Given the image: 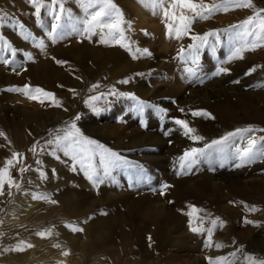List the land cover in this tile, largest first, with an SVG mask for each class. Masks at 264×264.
<instances>
[{
	"label": "bare ground",
	"instance_id": "obj_1",
	"mask_svg": "<svg viewBox=\"0 0 264 264\" xmlns=\"http://www.w3.org/2000/svg\"><path fill=\"white\" fill-rule=\"evenodd\" d=\"M22 2H26L29 6L27 0ZM10 4V0H0L1 9H10L13 7ZM28 6L20 9L16 15L21 18L20 21L26 24L29 23L31 28L38 29L39 25L36 20L34 21L37 18L32 14L34 11L29 9L31 7ZM142 9L140 8V11L146 14ZM0 14L2 13L0 12ZM43 21L46 27L50 28L49 19L46 18ZM3 25L4 22L0 24V36L11 39V43L16 49L18 48V51L15 57L6 51L7 60L10 63L7 67L5 66L6 68L0 66V92H2L0 99L23 94L9 89L23 88L28 85L31 89L38 87L46 92L53 93L60 105L63 103L68 110H60V106H55L51 98L41 96L44 102L40 103L36 100L32 105L25 106L24 111L26 114L22 119H19L16 114L12 115L15 111L12 114L10 113L12 116L9 117V122L4 120V115L0 114V131H3L7 136V140L0 137V167L4 166L5 158L11 159L12 153L17 152L18 148L36 144L34 137L38 132L43 131L50 122L55 124L49 131L65 129L73 122L70 121L72 117L81 112L85 117L82 126L85 125L84 128L88 133L96 130L98 121L95 119V115L86 112L87 108L90 107L85 104V100L90 97H100L99 100L94 101L97 104V109L101 104L107 107L115 105L120 111L121 107L118 106L116 99L107 94L109 90L114 88L118 93H127L126 96L128 97L135 95V93H148L151 95V92H153V87L149 89L144 83H140L137 78V70L144 66L141 61L132 66H123L122 63L128 58L125 54L121 55V48L123 47L119 44H113L112 49L109 47L102 53L96 47L88 49L92 45L87 47L84 44H74V41L68 38L69 36L57 40L53 44L51 43L53 41L47 35V37H44L47 41L44 42L43 49L37 45L33 48L20 38L17 39L5 33ZM6 25L9 27L8 24ZM125 28L127 29L126 26ZM132 28L134 27L132 26ZM36 31L38 32V30ZM132 33L126 36L133 42V50L136 48L149 50V46H135V42L138 43L143 38L141 36L143 33L140 35L141 37L137 35L139 34L138 29L137 31L135 29ZM93 39L98 42L99 37L93 36ZM220 47L223 51L228 49L227 45L224 44ZM258 52L243 54V59L232 60V66L229 68V74L232 75L231 79L227 77L218 78L215 91L218 93L224 90L234 94L237 104H231L226 96L222 95V97L217 95L216 98L211 96L215 99L214 101L205 102L202 100L204 107L218 121V125L208 131L204 130L201 125H197L198 134L208 138L219 137L220 139L225 134L234 132L236 129L247 128L248 125L264 129V51L258 50ZM28 54L31 55L30 59L36 62L33 65L34 67H31L32 64L25 63V61H22L23 59H20V56L24 57V55L28 58ZM78 54H80V57L74 59ZM151 56H153L152 53ZM44 58L46 59L43 60ZM57 60L66 61L69 70L66 67L67 65L57 67L55 65ZM17 63L23 65V68H11ZM254 66L256 71L246 75ZM74 68L78 75L88 73L90 77H93V80L90 81L91 89L89 90V87V91L86 93L82 88V84H79L80 81L78 85L74 81ZM125 79L128 80V83H120ZM236 80L240 82L233 83ZM93 85H98V87L93 88ZM75 86L78 88L77 90L74 88ZM238 86L247 88H239ZM65 90H68V92H63ZM132 91L133 94L130 93ZM157 92L156 90L151 96L157 97ZM36 94L38 93L34 95ZM205 96L203 94V97ZM74 102H76L75 106ZM28 103L30 102L28 101ZM45 107H48L49 110L45 109L43 111ZM237 107L240 108L241 112H238ZM28 109H30V112H28ZM121 115H124V113ZM150 116L151 119L154 117L152 113H150ZM187 116L190 117L191 115L187 114ZM62 118H67V120L64 122ZM49 120L52 121L48 122ZM131 122L135 124L134 117H129V126L132 125ZM153 125L150 127L156 126V124ZM133 130L136 129L131 128L125 132L135 139L134 143L145 139L144 136H142L143 139L139 136V139L138 134L134 133L135 135H133ZM164 130L168 132V128ZM170 130L173 137L182 139V136L179 135L180 131H176L175 127ZM49 131L38 141L40 145H44L46 140L52 138ZM262 132L260 137L264 136V131ZM81 133L85 136L84 132L81 131ZM53 134L55 135V133ZM116 135L118 134L116 133ZM129 135L121 134L114 137L111 135L110 138L117 139L121 143ZM145 135L150 137L151 133ZM255 137L257 138L256 135ZM231 143L233 145L231 151L234 152L236 147L244 146L247 140L239 141L235 137ZM50 151L51 146L48 147L47 151L39 152L36 155L32 167L33 171H29L23 181V187L27 191L47 194L56 203L46 200H33L31 196L17 192L13 193L12 202H9L7 195L0 197V212L2 201L8 198L7 208L2 212L3 214H0V220H3V223L0 224V233H3L0 236V264H61V262L66 264L67 260L74 263V256L78 264H173L174 260L171 255L166 254L164 256L162 253L159 254L158 251L167 252L170 248L176 247H185L192 252H201V260L208 261L210 257L203 253L205 251L204 237L207 233L196 234L191 231L185 235L182 231V227L189 223L190 218L187 213L190 210V205L203 210L198 215L203 219L202 227L205 229L211 227V221L219 218L217 225H220L219 228H223L225 239L223 237L221 240H212V246L210 247V250L213 251L212 255L225 257L226 252L236 253L235 264H241L244 254H253L259 259H264V176L260 175L261 172H264V158H258L254 163L239 168L235 167V164L239 161L226 160L224 161V167H220L218 165L223 158L219 155L218 160L220 159V161H214L213 165L205 166V172L197 175L198 170H191L187 173L190 174L189 177L183 175L175 182L173 191L175 202L172 199L170 206H167L162 198L158 199V196L153 198V200L155 199L153 202L150 197L136 196L132 199L134 201L129 204L125 203V208L130 214L131 222H129L128 219H122L123 213H118L114 208H111L112 204L118 203V198L115 197L117 193H111L110 191H116L115 188L123 186V183L119 184L110 177L98 186L87 184L90 191L96 192V197L88 198L87 205L82 207L76 202L77 191H73V186L78 183V176H81L82 179L85 175L84 171L80 169L78 163L75 164V170H73V160L71 157L65 156L63 152L49 155L48 152ZM158 152L155 159V162H158L156 163V165H159L158 167L163 162L169 161L170 157L174 159L179 155L182 156V151ZM151 156L152 154L147 158L150 160L152 159ZM36 160L42 161V165L38 166ZM94 163H98V161H94ZM37 167L43 168L47 175L46 180L41 181L38 178L39 174L35 171ZM13 168L15 167L10 169L11 174ZM254 174L257 176H254ZM130 175L138 179L136 171H130ZM29 180L31 183L28 182ZM120 180L124 182V179L120 178ZM124 189L123 187L122 191ZM123 196L121 195V197ZM251 198L252 203L246 202L247 199ZM105 203L110 205L107 211L104 210ZM255 203H258L259 206H256ZM253 207L256 210H254V214L253 211H250ZM56 219L57 221H54ZM46 221L51 223L49 226L52 227L53 235L49 238H41L36 235V232L47 229L45 227ZM193 221L196 222L195 226H200V220L195 219V215ZM74 223L78 224L76 227L83 228V232H79L77 235L65 226L66 224L74 226ZM20 240L31 243L33 247L22 252L4 251L6 248L15 246ZM226 240L228 242L227 246L224 245V249L221 247L220 250L214 252L217 249L215 245L220 244L222 241L226 242ZM55 244H59L60 247H54ZM63 251H68L70 254L64 256L62 255ZM231 254L228 256L230 260L233 259ZM215 258L212 260H215Z\"/></svg>",
	"mask_w": 264,
	"mask_h": 264
},
{
	"label": "rangeland",
	"instance_id": "obj_2",
	"mask_svg": "<svg viewBox=\"0 0 264 264\" xmlns=\"http://www.w3.org/2000/svg\"><path fill=\"white\" fill-rule=\"evenodd\" d=\"M22 1L23 0H10V3H11L10 5H12L13 7H11L10 9H8V8L1 9L0 8V12L2 14L4 12L8 13V19L6 21H4L3 29H4V32L7 33L8 35H12L13 37H16L17 39L20 38L24 42L28 43L30 45V47L32 46L33 48H35L38 41H40V40H43V42L47 41L46 39H44V37H47V32L50 31V29H51V24L53 23L52 17H50V15L46 14L44 12V10L42 9L41 19L45 20L46 18H48L49 22H50V28L49 27H46V28L43 27L42 28L40 26L38 27V29L31 28L29 23L26 24V23L20 21L21 18H19V16L16 15V13H18L20 9H24L28 6V4L26 2H22ZM43 2L45 4H51L52 0H43ZM60 2L63 3V6L65 9L68 8V10H71L74 17H83L84 13H83L81 7L77 4L76 0H60ZM203 2L205 4L211 5L215 2V0H203ZM114 3L122 11L125 21H129L131 23V29H129V30L126 29L127 31H125V35H131V33L134 32L135 29H136V31L138 29L139 34H137V35L139 37L142 36L143 38H141V41H139L138 43L135 42V46H137V47L139 45L140 46H144V45L149 46V51L153 54V56H151V57H140L137 59H133L131 52H129L125 48H121V51H122V52L120 51L121 55L125 54V56L128 58V60H130L129 62H127L128 60H126L122 64H123V66H125V65L126 66H132V65L138 63L139 61H141L142 65H144V66L142 67L143 69L141 68V69L137 70V73H136L137 78L140 80V83H144L146 85V87H148L149 89H151L153 87L154 88V89L152 88L153 92H155L157 90L158 95H157V97H153V96H151L153 92H151V95L148 93H145V94L144 93H142V94L135 93V95L129 96V97L126 95L125 96H117V95L109 94V92H110V90H109L107 94L113 96L114 99H116L118 106L121 107L120 111H118V109L115 105L114 106L109 105L110 107L109 106L107 107V106H103L101 104L98 107V111H96L94 113H93V110L91 108H87V111H86L87 114L89 112V113H91V115H93V116L95 115L94 117L98 121V123H97L98 127L92 133L87 132V130L84 128L85 125L82 126V124L85 120L83 113L79 112L78 114L74 115V117H72V119L70 121H75V124H77L76 127L80 130V132L82 131L85 133V137H88L92 140H95L99 144L103 145L104 147L111 149L112 151H115L126 162L123 165H121L120 167L113 169L111 172V174H112L111 179L113 181H115L119 184L123 183V186L121 185V186H118L117 188H115L116 191H110L111 193H117L115 195V197L118 198V203L112 204L111 208H114V210L118 211V213H123L122 214L123 220L128 219L129 222H131V219L129 216L130 214H128V212L125 208V203L129 204L130 202L134 201L132 199H134V197H136V196L150 197L152 202H153V201H155V199L153 200V198H155V196H158L159 197L158 199L162 198L163 202L164 203L166 202V205L170 206V204H172L171 203L172 199L175 202V197H173L175 182H177L180 178H182L183 175H185L186 177H189V175H190V174H187V175L183 174V172L189 173L191 170L196 169V170H198V172H196V174L198 175L202 172H205V168H206L205 166H209L211 164L212 165L214 164V162L202 160L200 163L194 165L190 171L185 169L182 172V170L179 167L178 158L181 156V155H179L174 159L172 157H170V160L166 161L165 163L162 161L163 163H162V165H160V167H158L159 166L158 164L156 165V163H158V162H155V159H156L157 153H159L158 151H182L181 154L183 155L184 151L190 147H203L205 142L210 143L212 140L219 139V137H210V138L205 137V141L198 142V143L194 144L188 137H185L181 134V131L179 130L178 126L172 122L173 118L187 120L189 122L190 126L194 127L195 129H198L197 125H201L204 130L208 131L210 129L216 128L218 125V121L215 118H213L211 115L209 118H204L203 116L193 117L191 115V112L197 111V110H204V111L210 113L204 107V104L202 102L203 101H205V102L214 101L215 99H213V98H216L217 95L218 96H221V95L226 96V99L233 105L237 104L236 103L237 100H235V96L232 93L226 92L224 90H222L221 92H218V93L215 91V89L217 88L216 85L218 82V78H226L227 77V78L231 79L232 75H230L229 73L221 74L219 76H213L212 75V73L216 71V68L218 66H222V67H225L227 69H229L232 66L231 62L230 63L229 62L223 63L221 65V61L227 60V56H228V49L225 48L226 50H224V51L220 49L221 48L220 46L222 44L227 45V36L221 34L220 39H221L222 43L217 47V49L214 53L209 48H204L200 51V54H199V68H200V70L196 76H189L188 73H186L185 68L186 67H193V65L191 63V58H189L187 63H184L179 59V55H181L180 50L182 48L187 49L188 45L193 43V41L188 36H185L184 38H182L180 40H177L175 38H169L166 34L165 24L162 22V16L160 14L153 15L151 11L147 10L144 6L141 5L139 0H114ZM253 4L255 6L253 9H236L233 11H229L227 13L221 12V13H218V14L212 16L211 18H209L207 20H199L191 26V33L203 35L204 33L210 32L212 30H223V29L229 28L231 25L239 24L241 21L245 20L248 16H252L256 9L264 8V0H253ZM28 7H31L29 9H33V11H34V8L30 4ZM53 7L57 11L59 10V4L54 5ZM140 8H143L142 10L146 14L142 13L140 11ZM47 15H48V17H47ZM189 15H190V13H189ZM35 20L37 22V19H34V21ZM17 21L19 22V24H22L24 26L23 32H21L20 28L16 25ZM6 24H8L10 28ZM132 26L134 28H132ZM36 30H38V32H40V33H38ZM28 33H31L32 37L35 35L34 36L35 39L30 38V39L25 41V39H23V36L28 34ZM36 33H38V34H36ZM132 34H134V33H132ZM2 37L6 38L4 36H2ZM68 38L71 41H74V44H77V43L78 44H84L87 47L92 45L91 47H88V49L96 47L97 49H100L102 53H104L103 51L105 49H109V47H110V49H112L114 46L113 44L110 46L99 44L98 42H96L93 39V37H92L91 41H89L85 37V35L72 34ZM213 39H214L213 37H209L210 41H212ZM6 40L11 43V39L6 38ZM85 42H87V43H85ZM51 43L54 44V42H51ZM12 46H13V44H12ZM13 47H15V46H13ZM258 50L264 51V47H258L254 51H247V52H244L243 54H247V53H251V54L254 53L255 54L256 52H258ZM77 51H78V49H77ZM7 53H9V52H7ZM7 53H6V51L0 52V56H2L4 59H7ZM20 57H21L20 59H23L22 61H25V63H28L30 65L32 64L31 67H34L33 65H34V63H36L35 60L28 59L27 57H25V55H24V57H22V56H20ZM78 57H80V54H78L76 57H74V59H78ZM45 59L46 58H44L43 60H45ZM28 60H30V61H28ZM62 62H65V63H57L56 62L57 64L55 63V65L57 67H63V66H66L68 64L64 60ZM0 66L3 68H6L8 66V64H4V63L0 62ZM66 67L69 70V66L67 65ZM89 67H91V65H89ZM11 68L21 69V68H23V65H21L20 63H17L15 65H13V67H11ZM92 80H93V77H90V75L88 73L78 75L77 71L74 68V81H76L77 85H78V82L80 81L79 84L80 83L82 84V86H83L82 88H83L85 93L91 89V82L90 81H92ZM213 87H215V88H213ZM238 87L239 88H247V87H240V86H238ZM74 88H76V86ZM88 88H89V90H88ZM77 89L78 88H76V90ZM63 92H68V90H65ZM119 93H121V92H119ZM130 93L133 94L134 92L132 91ZM1 94H2V92H0V98L2 96ZM203 94L206 96L203 97ZM34 96H40V94H36ZM211 96L213 98H211ZM0 100H2V101H0V110H2V112H0V114L2 116L4 115V120H6L7 122H9V120H10L9 117L12 115H15V114L18 116L19 119L24 118V115L26 114L24 111V107L30 106V105H32L33 102L36 101V99H30L28 96L23 95V94L12 95L10 97H6V98L0 99ZM28 101L30 103H28ZM138 101L145 102L146 104L152 105L154 107H145L142 112L136 111ZM2 102H4V103H2ZM75 105H76V102H74V106ZM95 105H97V104L95 103ZM1 106H2V108H1ZM157 108L167 110V113H166V115H164L163 119H161L162 114L156 111ZM181 108L184 109L183 113L180 111ZM45 109L49 110L48 107H45V108H43V111H45ZM60 110L64 111V110H68V109H67L66 105L61 103ZM237 110H238V112H241L240 108H238V107H237ZM22 111H24V112H22ZM12 112H14V113L12 114ZM28 112H30V109H28ZM10 113L12 115H10ZM123 113H124V115H121ZM150 113H152L154 115V117L152 119H151ZM187 114L191 115V116L188 117ZM77 117H79V119H76ZM129 117H134V119L136 120L135 124H133L131 122L132 125L129 126V124H130V123H128ZM149 119H150V121H148ZM62 120H64V122H65L67 120V118H65V119L62 118ZM50 121H52V120H49L48 122H50ZM138 122H139V124H137ZM152 122H154V123H152ZM156 122H158V123H156ZM54 124H52V122H50L43 129V131L38 132L37 135L34 137L35 138L34 142L37 143L45 135V133H48L49 129ZM153 124H156L155 127H157V128L150 127V126H154ZM249 126H251L256 131V132L254 131L253 133H249V135H254V136L256 135L257 138H259L260 134L263 133L262 131H259V129H262V128H257L256 126H252V125H248V127ZM174 127L177 129L176 131H180L179 135L182 136L181 140L176 138V137H173V134L170 133V129H173ZM131 128L136 129V130H133V132H132L133 135L138 134V138L140 136V138L143 139L142 136H144L145 139H143L141 141L139 140L138 143H134L135 139H133L131 137V135H129L128 133L125 132ZM165 128L166 129L168 128V132H165V130H164ZM197 132H198V130H197ZM116 133L118 135H116ZM146 133H151L150 137H147L145 135ZM166 133H168V134H166ZM121 134L122 135H129V137L123 139L121 141V143H119L117 139L113 140L112 138H110L111 135H113V137H114V136H119ZM154 137H155V139H154ZM151 138L154 140H152ZM236 138L239 141L246 140V139H241L239 137H236ZM118 144H120V145L118 146ZM183 144H185L187 146H184ZM32 146L33 145H30L28 147H21V148H18V150H17L18 153L23 154V158H22L21 162L19 164H17L15 166V168L12 169L13 178L17 182H21V181L23 182L29 173V171L21 173V172H19L18 169L20 167L32 168L34 165L36 155H33V153L31 151H29V149H31ZM147 153H149V154H147ZM151 154H152V156H151L152 159L149 160L148 156H150ZM214 155L216 156L215 162L220 161V159L218 160L219 154H214ZM150 161L153 163H151ZM204 164H206V165H204ZM218 166H220V164ZM132 170L136 171V174H138L137 175L138 179H136L130 175V171H132ZM256 174H254V176H257ZM260 175L264 176V172H261ZM119 177L124 179V182H122ZM87 184L90 186H93L92 182L86 177V175H83L82 179H81V176H78V183L75 186H73V191H77L76 197H75L77 199L76 202L79 205H81L82 207L87 205L88 198L96 197V194H95L96 192L90 191V188L87 187ZM165 184L169 185L170 187L163 189L164 194L161 195L160 194L161 189L163 188V185H165ZM123 187L125 188L124 191H122ZM81 190H82V192H81ZM12 191H13V193H16L15 188H13ZM121 195L122 196L124 195V196L121 197ZM84 201H86V202H84ZM251 201H252V198L246 200V202H251ZM7 202H8V198H5L2 201V207H1L0 214L2 212H4V210L7 208V205H8ZM224 204L228 205L230 203H224ZM255 205L259 206L258 203H255ZM107 206H108V208H106ZM109 206H110L109 204L105 203L104 210L107 211V209H109ZM114 210H113V212H114ZM252 213L254 214V211ZM54 221H57V219ZM60 223L63 224V222H61V221H60ZM195 224H196V222L193 221V226H195ZM49 225H51V223L49 221H46L45 227L52 228ZM76 225H78V224L74 223V226H76ZM211 227H212V225H211ZM219 227H220V225H216L215 230L213 232L214 235H212L211 240H221L224 237L223 236L224 235L223 228H219ZM180 231H181V229H180ZM182 231L184 232L185 235H186V233L188 234L189 232H191L190 227H189V223L187 225H185V227H182ZM75 233H77V235H78L79 232H75ZM184 234H182V235H184ZM219 234H221V236H219ZM204 238L205 239H204L203 244H205V241L207 239V235ZM224 239H225V237H224ZM226 239H228V238L226 237ZM133 241L135 242V239ZM227 243H228L227 240H226V242H224V241L220 242V244L223 246L225 245V247L227 246ZM225 247H222V248L224 249ZM218 250H220V249H215L214 252L218 251ZM158 253L159 254L162 253V254H164V256L166 254L171 255L172 259L174 260L173 264H209V259H208V261L207 260H201V257H202L201 252H197V251L192 252L191 250H188L185 247L170 248L167 252L158 251ZM203 253L205 255H208L212 259H214L215 257L216 258L221 257V255H218V256L212 255L213 251L210 250V247H207V248L205 247V251ZM225 254H226L225 257H228V256H230L231 253L226 252ZM197 258H199V259H197ZM187 261H189V262L187 263ZM66 264H78V263H77L75 256H74V263H71L67 260Z\"/></svg>",
	"mask_w": 264,
	"mask_h": 264
},
{
	"label": "snow or ice",
	"instance_id": "obj_3",
	"mask_svg": "<svg viewBox=\"0 0 264 264\" xmlns=\"http://www.w3.org/2000/svg\"><path fill=\"white\" fill-rule=\"evenodd\" d=\"M27 2L34 8L32 14L37 18V24L40 27H46L44 21L41 19L42 9L46 14L52 17L53 23L47 35L54 43L72 34L85 35L89 41H91L93 36H98L99 44L106 46L119 44L132 53L133 59L140 58L141 56L151 57V53L148 49L136 48L133 50V42L125 35V26H127V29H131V23L125 21L122 11L114 3V0H76L84 13L83 17H74L71 10L65 9L60 0H52L51 4H45L43 0H27ZM139 2L147 10L151 11L153 15L160 14L162 16V22L165 24L166 34L169 38L174 37L180 40L188 36L193 41V43L188 45L187 49L182 48L180 50L181 55H179V59L184 63H187L189 58H191L193 67L185 68L189 76H196L200 70V51L204 48H209L214 53L217 47L222 43L220 39L221 34L227 36L228 47L227 60L221 61V65L231 62L234 59H243V52L245 51H254L258 47H264V8L256 9L252 16H248L239 24L231 25L227 29L212 30L203 35L191 33V26L199 20H207L221 12L227 13L236 9H253L255 7L253 0H215L211 5L205 4L203 0H139ZM57 4H59L58 11L53 7ZM7 19L8 13L4 12L0 14V24ZM16 25L20 28L21 32L24 31V26L19 24L18 21ZM209 37H213L214 39L210 41ZM23 38L25 40L30 38L35 39L31 36V33L24 35ZM37 46L43 49V40L38 41ZM4 51L10 52L11 55L15 57L18 50L13 47L9 41L0 36V52ZM28 58H31L30 54H28ZM0 62L4 64L10 63L9 60L4 59L2 56H0ZM57 63L65 62L57 61ZM255 71L256 67L254 66L246 75H250ZM227 73H229V69L218 66L212 75L219 76ZM239 82V80L233 81V83ZM120 83L126 84L128 80L125 79L120 81ZM92 87L96 88L98 85H93ZM9 90L22 92L30 99H36L40 103L44 102V100L40 98L41 96L51 98L55 106H60V102L55 99L54 94L46 92L42 88L37 87L31 89L28 85H25L23 88H13ZM33 93H38L40 96H34ZM109 94L117 96L127 95L126 93L116 92L114 88L110 90ZM99 99V96L90 97L85 100V104L96 112L98 109L94 101ZM145 107L154 106L142 101L137 102V111L142 112ZM156 111L162 114L161 119H163L164 115L167 113L166 109L157 108ZM180 111L183 113L184 109L181 108ZM191 115L193 117L203 116L204 118H209L211 114L204 110H197L192 111ZM76 119H79V117ZM172 122L178 126L181 134L188 137L194 144L205 141V137L198 134L197 129L191 127L187 120L173 118ZM254 131L255 130L251 126L243 129H236L234 132L225 134V136L220 139L212 140L210 143L205 142L203 147H190L178 158L179 167L182 172L185 169L190 171L194 165L200 163L202 160L214 162L216 159L214 154H219L223 158L220 167H224V161L226 160L239 161L235 164L237 168L250 165L258 158H264V136L256 138L254 135H249V133H253ZM259 131H264V129H259ZM53 133H55V135ZM49 135L52 138L46 140L44 145H40L39 142H37L29 151H31L33 155H38L39 152H45L48 147L51 146V151L48 152L49 155L63 152L65 156L71 157L73 160V170H75V164L78 163L80 169L84 171L86 177L92 182L93 186L104 183L106 179L111 177L113 169L126 163L118 153L104 147L95 140L83 136L76 127L75 121L65 129L50 130ZM0 137H4V139L7 140V136L3 131H0ZM235 137L246 139L247 143L242 147H236L235 151L232 152L231 148L233 145L231 141ZM22 158L23 154L18 152H13L11 159L5 158L4 166L0 167V197L7 195L9 202H12V189L15 188L17 193L31 196L33 200H46L51 203H56V201L51 200L50 196L47 194L25 190L23 182H17L12 177L10 169L19 164ZM57 159H59V157H57ZM94 161H98V163H94ZM36 164L40 166L42 165V161L36 160ZM18 170L21 173L33 171L30 167H20ZM35 171L38 172V178L41 181L47 179V175L42 167H37ZM183 174H187V172H183ZM28 182L31 183L30 180ZM168 187L170 186L166 184L163 185L160 194L163 195V189ZM189 208L190 210L187 215L190 218V230L196 234L206 232L207 239L205 241V247H211V237L219 218L211 221L212 227L205 229L202 227L203 219L198 215V213L203 210L196 208L194 205H190ZM254 210V207L250 209V211ZM194 215L195 219L200 220V226H193ZM246 222L252 223L251 221ZM2 223L3 220H0V224ZM65 226L69 227L73 232H83V228L69 224ZM2 235L3 233H0V236ZM36 235L41 238H49L53 235V231L52 228H47L43 231H37ZM53 246L57 248L60 247L59 244ZM31 247H33L31 243L20 240L15 246L6 248L4 251L22 252ZM215 247L219 249L223 247V245L217 243ZM69 254L68 251L62 252L64 256H68ZM231 256L233 257L231 260L228 257H217L215 260L208 258L209 264H235L237 254L232 253ZM61 264H63V262H61ZM241 264H264V259H259L253 254H244V259Z\"/></svg>",
	"mask_w": 264,
	"mask_h": 264
}]
</instances>
